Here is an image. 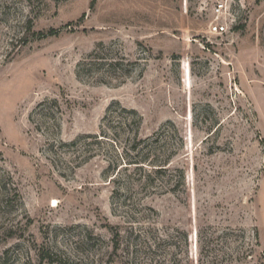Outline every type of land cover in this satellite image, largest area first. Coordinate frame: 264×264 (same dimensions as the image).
Here are the masks:
<instances>
[{"label":"rangeland","instance_id":"rangeland-1","mask_svg":"<svg viewBox=\"0 0 264 264\" xmlns=\"http://www.w3.org/2000/svg\"><path fill=\"white\" fill-rule=\"evenodd\" d=\"M0 264H264V0H0Z\"/></svg>","mask_w":264,"mask_h":264},{"label":"built area","instance_id":"built-area-1","mask_svg":"<svg viewBox=\"0 0 264 264\" xmlns=\"http://www.w3.org/2000/svg\"><path fill=\"white\" fill-rule=\"evenodd\" d=\"M227 8L223 1L219 2L213 9L214 20L209 26L210 35L222 36L229 32L228 24L225 21H220L223 18Z\"/></svg>","mask_w":264,"mask_h":264},{"label":"trees","instance_id":"trees-1","mask_svg":"<svg viewBox=\"0 0 264 264\" xmlns=\"http://www.w3.org/2000/svg\"><path fill=\"white\" fill-rule=\"evenodd\" d=\"M40 36L43 35V34H39Z\"/></svg>","mask_w":264,"mask_h":264}]
</instances>
